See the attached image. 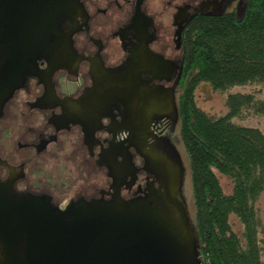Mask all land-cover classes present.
I'll list each match as a JSON object with an SVG mask.
<instances>
[{
    "label": "flooded vegetation",
    "instance_id": "1",
    "mask_svg": "<svg viewBox=\"0 0 264 264\" xmlns=\"http://www.w3.org/2000/svg\"><path fill=\"white\" fill-rule=\"evenodd\" d=\"M244 7L245 0H76L53 38L65 67L49 77L48 61L39 59L42 79L28 77L21 88L28 95L16 90L0 116V172H11L6 182L18 195L48 199L62 210L80 200L108 201L116 190L130 200L159 188L156 173L182 163L172 135L190 76L189 28L199 16ZM117 80L119 90L109 91ZM156 98L163 112L153 107ZM122 132L127 138L118 141Z\"/></svg>",
    "mask_w": 264,
    "mask_h": 264
},
{
    "label": "water",
    "instance_id": "2",
    "mask_svg": "<svg viewBox=\"0 0 264 264\" xmlns=\"http://www.w3.org/2000/svg\"><path fill=\"white\" fill-rule=\"evenodd\" d=\"M75 4L0 0V116L28 77L42 79L39 59L48 61L49 77L65 67L53 38ZM114 83L111 92L121 82ZM155 102L163 112L162 101ZM173 108L177 114L175 103ZM156 176L160 187L145 196L126 200L116 190L108 201L80 200L64 210L0 181V264H204L182 195V163Z\"/></svg>",
    "mask_w": 264,
    "mask_h": 264
},
{
    "label": "trees",
    "instance_id": "3",
    "mask_svg": "<svg viewBox=\"0 0 264 264\" xmlns=\"http://www.w3.org/2000/svg\"><path fill=\"white\" fill-rule=\"evenodd\" d=\"M186 45L190 76L181 88L180 131L191 163L201 258L204 264H264L256 208L264 192V133L235 122L246 110L264 117V100L228 93L237 86L264 88V0H245L241 14L197 17ZM201 85L227 94V114L214 117L198 107ZM217 174L231 181L230 194ZM232 216L243 227L241 235Z\"/></svg>",
    "mask_w": 264,
    "mask_h": 264
},
{
    "label": "rangeland",
    "instance_id": "4",
    "mask_svg": "<svg viewBox=\"0 0 264 264\" xmlns=\"http://www.w3.org/2000/svg\"><path fill=\"white\" fill-rule=\"evenodd\" d=\"M228 93L253 94L255 95L256 100H264V88L259 84L237 86L232 88ZM226 96L227 94L213 91L209 86L207 87L205 85H201L196 91V102L198 107L201 108L206 113L214 117H220L227 114L228 112V109L226 108L225 105ZM235 122L240 125L259 128L264 133V117L255 115L252 110H246L244 116L242 118L235 119ZM180 130H181V124L176 127L174 134L172 135V138H173V145L179 152L184 168L182 195L188 205L189 211L192 216L195 213V210H194V202L192 195L191 163L188 152L182 141ZM217 176L221 182V185L225 193L230 194L232 191L231 181L228 178L222 176L221 174H217ZM256 208L258 210L259 218L262 223L260 238H261V246L264 251V192L261 195L259 201L257 202ZM231 225L236 233H238L239 235L242 234L243 227L235 216L231 217Z\"/></svg>",
    "mask_w": 264,
    "mask_h": 264
},
{
    "label": "clouds",
    "instance_id": "5",
    "mask_svg": "<svg viewBox=\"0 0 264 264\" xmlns=\"http://www.w3.org/2000/svg\"><path fill=\"white\" fill-rule=\"evenodd\" d=\"M34 83H35V81L33 79H30L29 84L31 85V84H34ZM89 87H91V81H89ZM18 95L27 96L28 93L24 89H20L19 92H18ZM56 112H57V114H60L59 109H57ZM101 123L107 126L110 123V119L108 117H104V118H102ZM74 127H78V126H74ZM127 135H128L127 132H122L121 134H119L116 137V139L118 141L119 140L126 139L127 138ZM96 136L97 137H107L108 134L106 132H104V133L98 132V133H96ZM51 147H52V145L49 144L48 145V148L50 149ZM105 147H107V145H105ZM14 167H16V166H14ZM22 171L24 172L26 178L32 179V177H28V167L27 166L24 167L22 169ZM17 174H19V173H17ZM10 176H11L10 170L4 169L2 172H0V181L6 182L10 178ZM141 179H143V177H141ZM17 187L20 188L21 190H25L23 182H18L17 183ZM32 194H34V195H41V192L40 191H34ZM51 202L53 204H55V200L54 199L51 200Z\"/></svg>",
    "mask_w": 264,
    "mask_h": 264
}]
</instances>
